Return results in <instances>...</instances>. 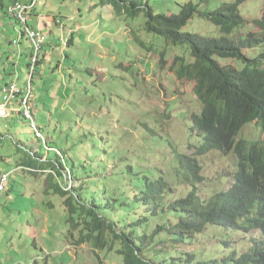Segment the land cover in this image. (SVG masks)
<instances>
[{
  "label": "rangeland",
  "instance_id": "1",
  "mask_svg": "<svg viewBox=\"0 0 264 264\" xmlns=\"http://www.w3.org/2000/svg\"><path fill=\"white\" fill-rule=\"evenodd\" d=\"M14 1L30 5L35 0H4L0 8V90L13 81L23 89L29 78L30 44L20 36L24 28L5 16ZM39 1L27 20L46 44L32 79L30 106L50 150L18 116L0 119V175L10 173L0 200V264H125L117 253L123 245L113 241L107 226L137 235L140 229L128 225L152 208L139 201L140 192L160 175L172 184L180 155L200 145L190 127L202 107L194 84L180 78L177 61L192 59L185 48L147 34L144 14L131 18L111 0ZM235 1L158 0L153 7L170 15L179 5L192 4L210 13L223 12ZM263 13L264 0L244 4V26L230 39L237 43L256 33L253 23ZM183 31L218 36L198 16ZM263 54L264 46L246 53L250 58ZM223 64L241 68L236 62ZM240 137L264 143V130L247 125ZM198 160L203 181L194 187L173 185L176 196L184 198L194 188L208 198L232 183L233 154L213 151ZM207 231L213 236L179 245L160 237L156 252L143 250V258L158 264L176 251L220 258L264 242L257 232Z\"/></svg>",
  "mask_w": 264,
  "mask_h": 264
},
{
  "label": "trees",
  "instance_id": "2",
  "mask_svg": "<svg viewBox=\"0 0 264 264\" xmlns=\"http://www.w3.org/2000/svg\"><path fill=\"white\" fill-rule=\"evenodd\" d=\"M111 1L131 18L144 14L147 34L188 51L192 63L178 59L179 75L194 84V94L202 107L198 115L191 117L190 127V133L200 138V145L180 155L171 177L173 183L168 184L160 175L155 183H148L147 189L140 192L139 201L145 206L152 205L145 211L147 215L139 216L134 224L128 225L129 229L138 227L140 232L135 235L128 230L126 233V227L117 232L111 225L107 226L113 241L123 245L117 253L125 264H155L145 260L143 253H155L154 244L160 237L168 238L170 245H179L205 234L210 228L221 233L257 232L264 237V143H247L240 137L247 125L264 130V54L254 58L246 55L264 46V13L253 23L257 32L248 33L235 43L230 37L244 26L240 8L251 0H236L223 12L210 13H202L192 4H183L176 14L170 15L155 10L153 3L158 0ZM3 6L4 0H0V8ZM195 16L215 27L218 36L204 38L185 33L183 30ZM223 62H236L241 68ZM213 151L236 157V172L230 186L203 199L194 188L184 198L176 196L173 185L194 187L203 181L198 158ZM47 166L55 165L48 161ZM25 167L32 172L42 170ZM230 242L231 238L225 244L229 248ZM262 245L245 253L232 250L228 255L210 259H197L192 253L176 251L158 264H264V242Z\"/></svg>",
  "mask_w": 264,
  "mask_h": 264
},
{
  "label": "built area",
  "instance_id": "3",
  "mask_svg": "<svg viewBox=\"0 0 264 264\" xmlns=\"http://www.w3.org/2000/svg\"><path fill=\"white\" fill-rule=\"evenodd\" d=\"M41 5L39 0H35L30 5L21 2H13L7 7V17L12 21L21 25L24 30L20 33L21 39L26 37L30 44V54L28 67V80L25 83V88L20 89L15 81L5 85L1 88V104H0V119L6 120L12 118L14 115L27 124L28 130L32 133L36 140L44 142L43 134L37 126L30 106L31 98V83L35 73V67L41 57V52L46 44V37L36 30H32L28 26V14L34 12L37 6ZM15 45H20V41ZM47 150V144L44 142ZM29 170V169H28ZM10 173H2L0 176V200L3 197V192L6 189Z\"/></svg>",
  "mask_w": 264,
  "mask_h": 264
},
{
  "label": "clouds",
  "instance_id": "4",
  "mask_svg": "<svg viewBox=\"0 0 264 264\" xmlns=\"http://www.w3.org/2000/svg\"><path fill=\"white\" fill-rule=\"evenodd\" d=\"M29 171H31V170H29Z\"/></svg>",
  "mask_w": 264,
  "mask_h": 264
},
{
  "label": "bare ground",
  "instance_id": "5",
  "mask_svg": "<svg viewBox=\"0 0 264 264\" xmlns=\"http://www.w3.org/2000/svg\"><path fill=\"white\" fill-rule=\"evenodd\" d=\"M25 38V37H24Z\"/></svg>",
  "mask_w": 264,
  "mask_h": 264
}]
</instances>
